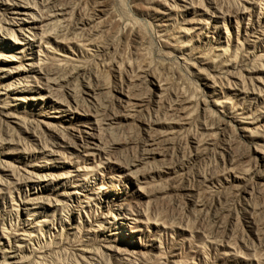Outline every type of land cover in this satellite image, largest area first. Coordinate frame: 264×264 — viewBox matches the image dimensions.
Masks as SVG:
<instances>
[{
    "label": "rangeland",
    "instance_id": "1",
    "mask_svg": "<svg viewBox=\"0 0 264 264\" xmlns=\"http://www.w3.org/2000/svg\"><path fill=\"white\" fill-rule=\"evenodd\" d=\"M19 1L29 33L0 37L23 71L0 73V264H264V0H167L164 22L60 0L50 36L33 27L54 0Z\"/></svg>",
    "mask_w": 264,
    "mask_h": 264
},
{
    "label": "bare ground",
    "instance_id": "2",
    "mask_svg": "<svg viewBox=\"0 0 264 264\" xmlns=\"http://www.w3.org/2000/svg\"><path fill=\"white\" fill-rule=\"evenodd\" d=\"M60 0H54L53 2H52V4H51V2H50V5L46 8V11H41L40 12V14H41V16H39L40 18H41V25L40 26H35V27H33V29H36V30H39V32H40V35L41 34H47L48 36H50L49 34H48V29L49 28H51L52 27V25L53 24H55V22L56 21H59V18L60 17H62L64 14H65V9H64V7H60L59 5H57V3H60L59 2ZM110 0H98L96 3H97V5L102 9L101 11H99V12H102L103 11V13H101V16H102V18L104 19V17H106V16H108V14H109V11H108V2H109ZM138 1V3H144V6L143 7H148L153 13H155L154 15H159V16H161V18H160V20H162L163 22L164 21H167V20H170V12H172L171 10L172 9H170V5L168 4V2H167V0H137ZM180 1V0H179ZM185 2L187 1V0H184ZM184 1H182V2H184ZM136 2V1H135ZM6 3V1H2L1 3H0V6L1 7H4V9L3 10H1L2 11V14H0L2 17H5L4 19H6L7 18V12H9L10 14H12V15H15V16H13L12 18L11 17H9V18H7L6 19V21H4V24L5 25H7L8 27L7 28H1L0 27V37H2V38H4V37H6V36H11V37H14V39H15V41H11L12 42V44H15V45H21L22 46V44L21 43H19V42H17L16 41V39L18 40V38L17 37H15L14 35H13V33H14V28L16 27V31L18 32V34L19 35H21V36H23L24 37V33L23 32H26V33H29L25 28H26V24H27V22H26V20H24L23 18H21L22 16H24V17H31L33 20H34V14H32L34 11V9L29 5L28 6V4H26V3H24V2H22V1H15V2H12L9 6L10 7H8V5H6L5 4ZM175 3H177L176 1H175ZM173 4H174V2H173ZM173 4H172V6H173ZM190 4V3H189ZM146 5V6H145ZM61 6H63L62 4H61ZM139 7V6H138ZM137 7V8H138ZM215 7V6H214ZM159 9V10H158ZM67 10V9H66ZM176 10V9H175ZM79 14V13H78ZM38 15V14H37ZM101 18V19H102ZM8 21H10V22H8ZM90 21V20H89ZM161 21V22H162ZM113 22V21H112ZM112 22H110V23H112ZM160 22V23H161ZM57 23V22H56ZM94 23V22H93ZM116 23V22H115ZM92 23H91V21H90V23L88 24V22L86 23V25L85 26H90ZM162 24H164V23H162ZM11 25V26H10ZM94 25V24H93ZM107 25V24H106ZM92 26V25H91ZM90 26V27H91ZM109 26V25H108ZM6 27V26H5ZM104 28V27H103ZM109 28V27H108ZM29 29V28H28ZM71 29V28H70ZM78 28H76V30H77ZM80 29V28H79ZM82 29V28H81ZM84 29V28H83ZM68 31V30H67ZM50 32H51V30H50ZM77 32H78V30H77ZM76 32V33H77ZM82 32V31H81ZM65 33V32H64ZM80 32H78L77 34H79ZM52 34V33H51ZM82 34V33H81ZM35 35V34H34ZM225 35L228 37L230 34H228V33H225ZM22 37V38H23ZM162 37H163V39H162V42L164 43V45L165 46H167V48H172L175 44H177V37L175 36V34H173L172 35V33L170 34V33H167V30L165 31L164 30V33L162 34ZM8 38V37H7ZM50 38H53V37H50ZM198 38H199V36H198ZM42 39V37L40 38V40ZM53 39H55V37L53 38ZM28 41H32V39L31 38H28L27 39ZM218 42H220V41H218ZM217 42V43H218ZM28 45H30L29 43H28ZM8 46H10V45H8ZM12 46V45H11ZM1 56V55H0ZM5 59V58H4ZM4 59H2V58H0V73H3L4 75H6V74H8V77H11L12 79H14V81L16 80L17 81V84H18V80L20 79L19 77H20V73L21 72H23V71H21L20 69H19V71H18V73L14 76V70H18L16 67L14 68L13 67V65H12V67L11 66H8V65H10V64H12V62H14V61H17L16 59H14L13 58V56H10V62H8V61H6V60H4ZM75 66V65H74ZM78 68V67H77ZM83 71V70H82ZM76 74H77V76H76V78H78L80 75H81V72H80V70L79 71H77V72H75ZM13 74V75H12ZM41 74V73H40ZM85 74V73H84ZM148 76H150V75H148ZM147 76V77H148ZM2 78H4V77H2L1 75H0V92H1V90H3V91H8V90H11V89H8V88H10V86H12V83H13V81H12V83H9V84H2V82H1V80H2ZM25 78H27V76L25 77ZM34 79V82L36 83V76L35 77H33ZM75 78V79H76ZM81 78V77H80ZM152 78V77H151ZM95 79V78H94ZM15 81V82H16ZM21 81V80H20ZM26 81V80H25ZM95 81V80H94ZM14 82V83H15ZM27 82V81H26ZM148 82L151 84V85H155V86H157V83H158V81L156 80V79H154V78H152L151 80H148ZM34 83V84H35ZM38 83H40V82H38ZM86 83V82H85ZM97 84V83H96ZM36 85H37V83H36ZM41 85V84H40ZM42 85H44V84H42ZM94 86H95V84H93ZM46 86V85H45ZM13 90V89H12ZM44 90H46V89H44ZM50 90V89H49ZM49 90H47L46 92H47V98H46V101H55L52 97H51V93H50V91ZM0 94H2V93H0ZM29 99H31V100H39V101H44V99L42 100V98H39V97H37V98H35V99H33V98H29ZM56 102V101H55ZM61 104V103H60ZM218 122H219V124H224V118L222 117V116H220L219 117V120H218ZM68 143V142H67ZM82 143V142H81ZM70 144V143H69ZM73 144H74V146H75V143L73 142ZM69 146V145H68ZM79 146V145H78ZM71 147V146H70ZM75 194H78V193H75ZM119 208V207H118ZM118 219H120V216H118L117 218H116V220H118ZM118 233H120L119 231H118Z\"/></svg>",
    "mask_w": 264,
    "mask_h": 264
}]
</instances>
